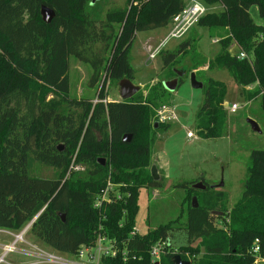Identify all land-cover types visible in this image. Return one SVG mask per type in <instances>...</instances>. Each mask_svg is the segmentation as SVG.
Returning a JSON list of instances; mask_svg holds the SVG:
<instances>
[{"label": "trees", "instance_id": "obj_1", "mask_svg": "<svg viewBox=\"0 0 264 264\" xmlns=\"http://www.w3.org/2000/svg\"><path fill=\"white\" fill-rule=\"evenodd\" d=\"M123 1L101 17L90 0H0V230L18 233L38 216L29 232L36 241L75 257L101 234L120 251L102 264H153L150 248L159 241L166 242L168 252L160 264H172L175 250L190 264H253L250 249L256 239L264 252V150L252 151L242 196L233 207L222 190H195L191 186L197 180L179 184L189 201L184 222L131 236L141 190L162 187L153 181L151 167L153 144L170 127L153 122L156 109L171 107L172 93L163 82L177 77L176 64L195 51L197 38L185 37L174 50L162 51L160 75L169 76L158 75L131 99L107 100L104 87L96 103L71 98V58L91 67L92 90L104 75V85L133 82L130 51L137 34L167 28L186 7L185 0ZM199 1L221 10L207 11L195 28L225 35L217 57H193L188 72L198 78L205 68L226 70L245 101L261 97L264 108V25L250 13L257 7L264 19V0ZM43 6L55 13L49 24L43 21ZM232 45L250 61L231 54ZM203 85L197 135L219 139L229 129L227 87L212 78ZM127 135L131 141L124 143ZM32 161L52 168L55 177L31 176ZM73 163L85 170H71ZM109 181L129 196L96 208ZM193 197L198 207H192Z\"/></svg>", "mask_w": 264, "mask_h": 264}, {"label": "rangeland", "instance_id": "obj_2", "mask_svg": "<svg viewBox=\"0 0 264 264\" xmlns=\"http://www.w3.org/2000/svg\"><path fill=\"white\" fill-rule=\"evenodd\" d=\"M197 2L201 3L199 0ZM186 5H190V0H185ZM124 3L123 0H101L94 6V13L105 15L108 10L118 8ZM202 4V3H201ZM206 7L204 4H202ZM207 11H220L221 7H212ZM252 15L259 20L257 7L252 8ZM262 20V19H261ZM264 25V19L262 20ZM261 24V25H262ZM168 28H161L149 32L138 33L130 51L131 65L136 71L133 84L140 86L142 92L151 83L152 79L161 74L163 67L162 57L155 60H148V47H152L166 37ZM225 35L224 30L207 29L197 27L189 32L185 39L197 38L195 51L186 59L176 64L174 72L183 73L179 79L182 83L172 95H170L171 107L177 115V121L170 124L168 130L160 132L153 144V166L161 167L157 169L159 175L158 183L162 187L157 189H142L139 195V211L136 216L135 230L140 234H146L161 225L178 220L184 222L188 206V195L186 190L179 188V184L191 183L198 179H204L210 191L222 190L228 195V207H233L242 196L247 168L250 164V157L253 150H264V108L261 97L254 98L246 102L240 94L238 87L232 80L229 72L215 68L213 70L202 69L197 80L206 83L207 79L224 83L227 87L225 106L227 110L232 104H236L239 109L235 114L229 113L228 134L219 139H201L197 135L195 121L200 106L203 103V89H194L191 86L188 72L195 56L214 59L220 52V45L215 40H220ZM182 42L171 41L166 50H174ZM231 54L236 52L235 46H231ZM91 67L80 63L74 58L70 59L69 81L70 97L74 99H94L97 100L99 90L104 87L107 100L115 101L120 99L119 84L105 82V75L100 84L94 90L88 86L91 76ZM169 75H160L161 79ZM178 77V76H177ZM174 79V78H172ZM171 79V80H172ZM154 80L152 82H156ZM159 110V109H156ZM248 119L257 122L261 133L252 131L248 124ZM158 124V119H154ZM152 122V123H153ZM193 133L192 138H188V133ZM152 168V167H151ZM31 176L40 178H53L55 172L52 168L44 166L35 161L31 162ZM193 188V185L191 186ZM214 188V189H213ZM30 224V223H29ZM29 224L18 233L0 230V257L3 256L5 246L15 245L13 252L5 255L6 263L19 264L22 260L21 253L29 255L26 264H40L46 262L47 254L56 256L68 262H81L78 257L61 254L48 248L44 243L36 241L29 233ZM217 225L220 227L221 222ZM178 235H180L178 233ZM181 236H184L181 234ZM17 237H21L20 240ZM177 246V245H176ZM202 252L200 253V255ZM42 257V258H41ZM43 264V263H41Z\"/></svg>", "mask_w": 264, "mask_h": 264}, {"label": "built area", "instance_id": "obj_3", "mask_svg": "<svg viewBox=\"0 0 264 264\" xmlns=\"http://www.w3.org/2000/svg\"><path fill=\"white\" fill-rule=\"evenodd\" d=\"M190 5L187 6L176 16L173 17L170 23V29L168 34L164 39L159 41L156 45L152 47H148V60L152 61L155 60L162 51L166 50L167 45L171 41H180L183 40L190 30L197 25L199 20L206 14L207 9L201 3L197 2L196 0H190ZM219 40H215V43H218ZM235 46L238 59L240 60H248L250 61V57L243 51H237V46ZM231 50V48H230ZM254 87L249 86L247 90H252ZM97 100L95 101V103ZM105 102V101H104ZM239 107L236 104H232L229 108V113L235 114L238 111ZM156 117L158 122L163 124H172L177 121V115L172 107H162L156 112ZM194 136L193 133H188L187 137L192 138ZM71 170L83 172L85 169L82 166H74V163L71 166ZM119 186L113 185L110 181L107 184L106 189L102 192V195L99 199L95 202L96 208H101L103 203L109 204L113 201L122 200L124 196H129L121 194L118 190ZM116 189V190H115ZM136 234H140L138 231L134 229L131 233V236H135ZM18 238V237H17ZM15 250V245L5 246L4 254L0 257V264H9L5 262V255ZM119 249L116 247V242L110 240L106 236L99 235L96 243L93 247H82L76 257L80 260L86 259V261H81L78 263L75 262H68L63 259H60L56 256L47 254L45 261L40 262L43 264H102L101 261L103 258L106 257H116L119 253ZM168 252L166 251V242L159 241L151 245L150 248V256L152 259V263L155 264L159 262L163 255H166ZM250 253L253 256V264H264V252L260 246V242L256 239L250 249ZM179 255L177 250L170 253ZM125 256V254H123ZM188 257L189 255L186 254ZM42 258V257H41ZM184 260V259H183ZM186 261V260H184Z\"/></svg>", "mask_w": 264, "mask_h": 264}, {"label": "water", "instance_id": "obj_4", "mask_svg": "<svg viewBox=\"0 0 264 264\" xmlns=\"http://www.w3.org/2000/svg\"><path fill=\"white\" fill-rule=\"evenodd\" d=\"M99 1H101V0H90V5L94 6ZM41 14H42L43 21L45 23H47V24L51 23V21L55 17L54 11L49 9L46 6H43V8L41 10ZM182 75H183V73L178 72L177 73L178 77H176V78H174L172 80L163 82L164 89L166 91H168L169 93H174L176 91V89L179 87V77L182 76ZM190 82H191V86L194 89H203V87H204L203 83H201V82H199L197 80L195 73H191ZM118 86H119V94H120V99L121 100L131 99L134 95H136L140 91V86H135L133 84V82H131L128 79L121 80L119 82ZM247 122L250 125L252 131L257 132V133H261V130H260V128H259V126H258L256 121H254L252 119H248ZM130 141H131V136L130 135H127V136L123 137V142L124 143H129ZM102 166H105V160L104 159H102ZM151 176H152L154 182H158L159 181V175L157 173L156 166H152V168H151ZM193 189H195V190H206L207 186L204 185L203 182L201 181V182H199L197 184H194L193 185ZM198 205L199 204H198L197 197H193V199H192V207H198ZM217 214L218 215H222V213H217ZM37 217L29 224L30 227L35 222ZM61 218H62V221L65 222V215L64 214L61 215ZM155 264H159V262H157ZM172 264H190V262L184 261L179 255H176V256H174L172 258Z\"/></svg>", "mask_w": 264, "mask_h": 264}, {"label": "crops", "instance_id": "obj_5", "mask_svg": "<svg viewBox=\"0 0 264 264\" xmlns=\"http://www.w3.org/2000/svg\"><path fill=\"white\" fill-rule=\"evenodd\" d=\"M253 8V7H252ZM251 8V10H250V13H251V16H252V18L254 19V21L257 23V24H262V20H261V18L259 17V20L258 21H256V19L253 17V15H252V9ZM263 25V24H262ZM168 28V32H169V29H170V26H168L167 27ZM168 34V33H167ZM155 83V82H154ZM156 166V168L158 169V170H160L161 169V167H159L158 165H155ZM19 255H21L23 258H22V260L21 261H24V262H20L19 264H26L25 263V261H27L28 260V257H29V255H26V253H21V254H19ZM9 264H16V263H9Z\"/></svg>", "mask_w": 264, "mask_h": 264}, {"label": "bare ground", "instance_id": "obj_6", "mask_svg": "<svg viewBox=\"0 0 264 264\" xmlns=\"http://www.w3.org/2000/svg\"><path fill=\"white\" fill-rule=\"evenodd\" d=\"M17 239H18V240H20V239H21V237H18Z\"/></svg>", "mask_w": 264, "mask_h": 264}, {"label": "flooded vegetation", "instance_id": "obj_7", "mask_svg": "<svg viewBox=\"0 0 264 264\" xmlns=\"http://www.w3.org/2000/svg\"><path fill=\"white\" fill-rule=\"evenodd\" d=\"M200 182H201V180H200ZM199 183V182H198ZM195 184H197V183H195ZM194 185V184H193Z\"/></svg>", "mask_w": 264, "mask_h": 264}]
</instances>
